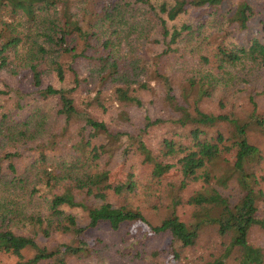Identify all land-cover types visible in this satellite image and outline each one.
Wrapping results in <instances>:
<instances>
[{
    "label": "trees",
    "instance_id": "obj_1",
    "mask_svg": "<svg viewBox=\"0 0 264 264\" xmlns=\"http://www.w3.org/2000/svg\"><path fill=\"white\" fill-rule=\"evenodd\" d=\"M191 12L196 23L169 26ZM254 16L252 0H0V80L7 74L21 85L27 81L33 97L26 100L20 87L5 90L0 81L1 262L114 261L125 238L109 242L106 231L121 237L125 228L144 225L168 240L162 253L177 264L208 227L216 228L225 249L205 264H227L232 255L239 264H264V248L250 243L255 229L264 231L258 206L264 192L252 167L262 160L252 133H264V120L256 110L242 117L202 108L229 75L240 82L239 70H264V21L243 44L231 40L250 30ZM190 39H197L211 72L200 69L176 81L160 60L150 61L152 43L166 41L162 59ZM81 61L94 63L85 79ZM45 77L58 85L46 84ZM158 87L172 117H147L138 134L113 131L92 113L108 112L105 97L112 106L141 107L140 93ZM154 127L167 130L156 144L150 138ZM117 153L123 164L150 166L143 196H137L133 172L119 185L100 170ZM231 182L240 190L235 201L222 192ZM166 203L176 210L153 224L149 214ZM180 208L188 217L179 215ZM54 237L66 242L47 245ZM124 249L122 254L135 252L132 261L144 256L134 241Z\"/></svg>",
    "mask_w": 264,
    "mask_h": 264
},
{
    "label": "rangeland",
    "instance_id": "obj_2",
    "mask_svg": "<svg viewBox=\"0 0 264 264\" xmlns=\"http://www.w3.org/2000/svg\"><path fill=\"white\" fill-rule=\"evenodd\" d=\"M255 5V19L251 24L250 30L238 31L234 34V37H231V40L235 43L242 42L244 43V36L247 32H252L253 34H259L263 28L264 21V0H252ZM198 20L195 12H191L188 15L181 16L176 21L169 22L171 28H180L184 23L194 24ZM205 35V34H204ZM153 39H159L160 36H154ZM159 44L152 43V49L148 55L151 62H155L156 59L160 60L161 65L165 66V70L169 77L173 80L179 81L184 80L185 77L192 75L200 69H204V73L211 72L210 65H205L200 57L202 52L199 50L200 44L197 39H190V41L184 42L180 46L179 53H168L164 58H159V56L167 50L168 46L166 41L161 40ZM199 45V46H197ZM174 48V46H173ZM124 53H129V46L123 44ZM156 56V57H155ZM94 63L89 61H81L79 63V73L81 78L85 79L89 76L90 66ZM213 65V64H212ZM78 68V66H77ZM243 70V69H242ZM238 71L236 75L240 76V82H232V77L230 75L226 78L224 83H220L217 87V90L212 98H205L202 102V108L208 113L215 115L225 114L228 112H233L236 115L246 117L249 116L254 110L260 116L261 120H264V70H248ZM235 71L233 72V76ZM245 78L246 82H243ZM3 86L7 85L11 88L20 87L23 89V93L26 95V100L30 101L33 97L30 95L32 90L28 88V82L24 81L22 85L18 79H15L7 74H1ZM46 84H56L57 82L51 77H45ZM154 85V83H152ZM58 85V84H56ZM60 86V85H59ZM85 86V85H84ZM111 92V91H110ZM16 92H10L9 95L15 97ZM140 99L143 102L141 107L138 106H116L110 105L109 98L105 97L104 101L106 109L108 108L107 113H102L98 110L92 109V113L95 118L100 121H104L109 125L111 130L127 132L128 134H138L140 130L145 128L146 119L149 117L152 121L157 119L169 120L172 117V112L166 107L164 102V93L162 89L158 87L156 93L141 92ZM78 124L72 123L69 131L75 133ZM57 130V129H56ZM60 130V127L59 129ZM167 130L162 127H154L150 131V138L152 142L156 144L159 139L165 134ZM60 141L70 140L68 137L65 139H58ZM252 140L256 143L261 151L262 160L258 164L252 165L255 168L257 177L262 183V190L264 192V133L253 132ZM35 154V153H34ZM115 156V157H114ZM109 162V165L106 167H101V171L104 169L108 173V182L110 184H124L127 181V172H133L135 174V182L138 184L137 187V196H143L146 189L149 187V170L150 166H143L141 161H130L128 164H123L125 160L121 157L120 153L115 154ZM260 164V165H259ZM175 174H172L171 177H175ZM229 188L226 190L222 189V192L225 196L234 197L232 201H235L239 195L238 186L231 182ZM153 188H156L152 186ZM258 206L260 208V216L264 218V197L260 199ZM172 206L166 203L165 206L160 207L159 209L152 211L149 214L148 218L153 224L160 223L163 219L171 216L175 211ZM189 212L185 209L180 208L179 215L184 218L188 217ZM121 237H115V235L109 230L106 231L107 240L112 242L114 238H118V241L121 238H125V243L118 244V248L122 252L125 245H127V240L131 242H136L138 244V249L142 251L144 256L140 260L132 261L135 252L130 254H122L120 251L116 252L115 260L111 261L109 259H96L95 264H177V261L173 255L165 257L162 251L166 248L168 240L166 238H158L150 234V230L144 225H134L133 227L125 228L121 233ZM65 238L54 237L47 241V245H57L66 242ZM251 245L254 247L264 248V231L260 228L254 230L252 237L250 239ZM222 239L218 236L216 228L208 227L205 228L202 232L201 239L198 243V247L185 255L184 260L178 264H205L208 261H214V259L220 257L223 253L225 247L222 245ZM125 253H129L128 249L123 250ZM157 253V254H156ZM166 258V259H165ZM204 259H206L204 261ZM17 259L5 257L2 258L4 264H14ZM1 258H0V263ZM68 264H76V260L68 261ZM227 264H239L236 259V255H232L231 258L227 259Z\"/></svg>",
    "mask_w": 264,
    "mask_h": 264
}]
</instances>
